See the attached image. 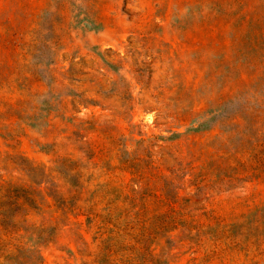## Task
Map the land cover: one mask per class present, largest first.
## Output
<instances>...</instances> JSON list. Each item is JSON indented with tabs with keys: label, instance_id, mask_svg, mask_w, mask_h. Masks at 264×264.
Listing matches in <instances>:
<instances>
[{
	"label": "rangeland",
	"instance_id": "rangeland-1",
	"mask_svg": "<svg viewBox=\"0 0 264 264\" xmlns=\"http://www.w3.org/2000/svg\"><path fill=\"white\" fill-rule=\"evenodd\" d=\"M260 16L264 0H0V169L34 199L46 263L114 233L145 264H264Z\"/></svg>",
	"mask_w": 264,
	"mask_h": 264
},
{
	"label": "trees",
	"instance_id": "trees-1",
	"mask_svg": "<svg viewBox=\"0 0 264 264\" xmlns=\"http://www.w3.org/2000/svg\"><path fill=\"white\" fill-rule=\"evenodd\" d=\"M246 23L248 26L257 24L250 49L256 53L255 61L264 81V19L260 16L256 22ZM2 137L14 139V135L9 134ZM33 201L28 190L23 189L10 175L6 177L0 169V264H48L40 251L41 245L49 241L48 231L27 222L29 212L34 207ZM92 220L89 216L86 219L88 223ZM97 240L100 242L95 250L85 245L79 251L78 262L66 261L63 264H145L149 260L146 253L137 258L126 255V248L121 246L118 235L114 233H107L103 237L95 234L93 241Z\"/></svg>",
	"mask_w": 264,
	"mask_h": 264
}]
</instances>
